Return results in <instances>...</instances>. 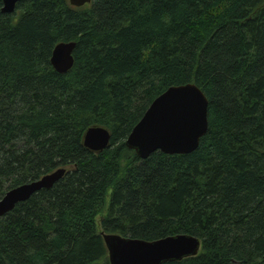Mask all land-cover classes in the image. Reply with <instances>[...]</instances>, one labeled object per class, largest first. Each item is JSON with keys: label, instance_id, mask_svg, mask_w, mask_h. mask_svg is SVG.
<instances>
[{"label": "trees", "instance_id": "16d2710c", "mask_svg": "<svg viewBox=\"0 0 264 264\" xmlns=\"http://www.w3.org/2000/svg\"><path fill=\"white\" fill-rule=\"evenodd\" d=\"M0 0V199L65 174L0 217V264H110L103 233L196 236L161 264H264V0ZM75 42L73 66L51 65ZM194 83L208 128L188 154L126 139L153 100ZM109 130L105 150L83 144Z\"/></svg>", "mask_w": 264, "mask_h": 264}, {"label": "water", "instance_id": "95a60500", "mask_svg": "<svg viewBox=\"0 0 264 264\" xmlns=\"http://www.w3.org/2000/svg\"><path fill=\"white\" fill-rule=\"evenodd\" d=\"M25 0H2V12L12 14L16 5ZM91 0H69L74 7L89 4ZM75 42L58 43L51 55V65L59 73L73 66ZM208 100L194 83L169 87L149 105L142 118L126 139L128 149L140 159L153 152L188 154L197 149L208 128ZM110 141L107 128L94 125L84 133V146L95 153L105 150ZM59 168L41 178L8 190L0 199V217L12 211L41 189L51 188L65 174ZM110 264H161L196 256L201 248L198 237L179 233L153 241L103 233Z\"/></svg>", "mask_w": 264, "mask_h": 264}]
</instances>
